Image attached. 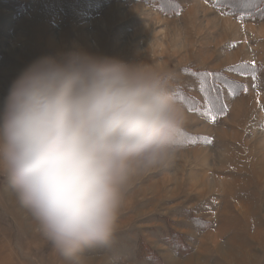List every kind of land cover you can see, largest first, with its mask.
<instances>
[{
	"label": "rangeland",
	"instance_id": "374dc122",
	"mask_svg": "<svg viewBox=\"0 0 264 264\" xmlns=\"http://www.w3.org/2000/svg\"><path fill=\"white\" fill-rule=\"evenodd\" d=\"M263 1L0 0V109L40 57L145 62L174 78L183 147L130 183L112 244L89 264H264ZM33 223L0 174V264H65Z\"/></svg>",
	"mask_w": 264,
	"mask_h": 264
},
{
	"label": "clouds",
	"instance_id": "9594fccd",
	"mask_svg": "<svg viewBox=\"0 0 264 264\" xmlns=\"http://www.w3.org/2000/svg\"><path fill=\"white\" fill-rule=\"evenodd\" d=\"M173 76L154 65L71 53L40 57L0 109V174L65 264L113 242L125 193L183 147Z\"/></svg>",
	"mask_w": 264,
	"mask_h": 264
},
{
	"label": "trees",
	"instance_id": "16d2710c",
	"mask_svg": "<svg viewBox=\"0 0 264 264\" xmlns=\"http://www.w3.org/2000/svg\"><path fill=\"white\" fill-rule=\"evenodd\" d=\"M261 1H262V0H261ZM262 4L264 5V1L262 2ZM255 8H256V9H263L262 7L259 8V6H256ZM248 9H249V6L245 8V12H244L245 15L250 14V11H252V10H248Z\"/></svg>",
	"mask_w": 264,
	"mask_h": 264
},
{
	"label": "bare ground",
	"instance_id": "6f19581e",
	"mask_svg": "<svg viewBox=\"0 0 264 264\" xmlns=\"http://www.w3.org/2000/svg\"><path fill=\"white\" fill-rule=\"evenodd\" d=\"M84 39H85V41L87 40H89V37H85V36H82Z\"/></svg>",
	"mask_w": 264,
	"mask_h": 264
}]
</instances>
